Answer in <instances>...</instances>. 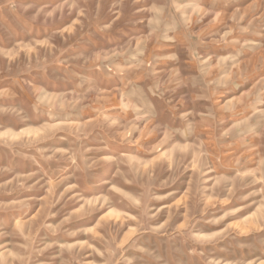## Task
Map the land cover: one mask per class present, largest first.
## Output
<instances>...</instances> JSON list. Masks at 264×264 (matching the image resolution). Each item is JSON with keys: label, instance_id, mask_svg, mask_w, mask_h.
I'll use <instances>...</instances> for the list:
<instances>
[{"label": "rangeland", "instance_id": "374dc122", "mask_svg": "<svg viewBox=\"0 0 264 264\" xmlns=\"http://www.w3.org/2000/svg\"><path fill=\"white\" fill-rule=\"evenodd\" d=\"M0 264H264V0H0Z\"/></svg>", "mask_w": 264, "mask_h": 264}]
</instances>
